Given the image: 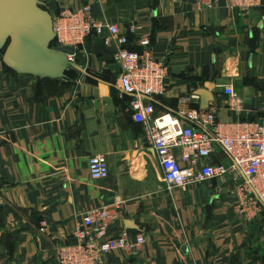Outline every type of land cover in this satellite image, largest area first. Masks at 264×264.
Listing matches in <instances>:
<instances>
[{"label":"crops","instance_id":"crops-1","mask_svg":"<svg viewBox=\"0 0 264 264\" xmlns=\"http://www.w3.org/2000/svg\"><path fill=\"white\" fill-rule=\"evenodd\" d=\"M39 1L52 17L88 5L124 33L135 25L132 50L148 37L168 68L157 114H175L182 99L200 109L195 91L208 84L216 124L264 123V0ZM77 50L85 73L71 81L17 74L0 53V264H56L54 247L73 243L83 213L108 206L117 208L108 235L125 230L145 244L135 256L114 251L105 264H264V211L250 219L236 211L241 179L166 192L119 89L112 49L92 36ZM227 85L235 97L224 95ZM94 155L108 165L98 181L88 173ZM212 160L229 163L219 148Z\"/></svg>","mask_w":264,"mask_h":264},{"label":"built area","instance_id":"built-area-1","mask_svg":"<svg viewBox=\"0 0 264 264\" xmlns=\"http://www.w3.org/2000/svg\"><path fill=\"white\" fill-rule=\"evenodd\" d=\"M205 6L211 8L212 2ZM52 18L54 46L78 51L89 37L96 36L112 49L119 71V89L131 98L129 106L133 118L141 126L144 142L155 154L166 192L231 174L241 179L235 185L236 211L246 219L264 211L262 121L216 124L214 109L188 107L186 99L179 100L175 114H157L154 101L165 93L168 68L163 60L153 57L148 37H139L140 50L130 49L128 35H137L135 25H130L124 33L117 24L95 19L88 5L77 10L64 9ZM223 93L228 97L236 96L229 85L223 87ZM216 148L229 158L227 165L212 162ZM88 173L94 181L106 178V158L91 156ZM116 210L108 206L85 211L72 233L73 243L54 247L56 264H105L107 255L114 251L137 255L145 244L143 235L131 237L125 230L115 236L108 235Z\"/></svg>","mask_w":264,"mask_h":264},{"label":"water","instance_id":"water-1","mask_svg":"<svg viewBox=\"0 0 264 264\" xmlns=\"http://www.w3.org/2000/svg\"><path fill=\"white\" fill-rule=\"evenodd\" d=\"M53 18L39 0H0V53L11 71L36 78L71 81L70 70L84 74L77 63H86L78 51L54 46ZM73 57V60L69 58ZM76 60V61H75ZM209 85L195 91L200 109H206L212 96Z\"/></svg>","mask_w":264,"mask_h":264},{"label":"trees","instance_id":"trees-1","mask_svg":"<svg viewBox=\"0 0 264 264\" xmlns=\"http://www.w3.org/2000/svg\"><path fill=\"white\" fill-rule=\"evenodd\" d=\"M131 49V48H130ZM7 68V67H6ZM8 69V68H7ZM8 70H10V69H8ZM11 71V70H10ZM66 75L68 76V78L70 79V80H72V78H74V77H76V75H79L78 74V72H76V71H73V70H70V71H68L67 73H66Z\"/></svg>","mask_w":264,"mask_h":264}]
</instances>
